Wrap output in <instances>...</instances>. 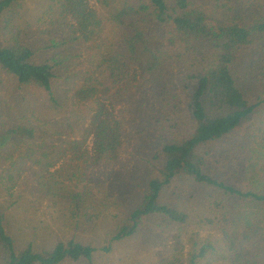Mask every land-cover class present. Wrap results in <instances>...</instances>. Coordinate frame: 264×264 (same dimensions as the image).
<instances>
[{
    "label": "trees",
    "instance_id": "1",
    "mask_svg": "<svg viewBox=\"0 0 264 264\" xmlns=\"http://www.w3.org/2000/svg\"><path fill=\"white\" fill-rule=\"evenodd\" d=\"M21 1L0 0V129L12 121L0 134L1 194L18 178L37 182L18 194L19 211L21 201L0 200V264H93L96 248L78 235L34 241L20 212L43 194L69 202L78 228L80 192L61 191L63 182L103 184L121 172L127 138L112 92L169 68L139 90L148 115L141 179L107 243L145 229L174 246L159 264H200L221 245L230 264H264L261 222L241 209L264 210V127L253 120L264 99L241 78L256 53L264 80V0H55L50 31ZM70 44L88 50L84 62L56 53ZM241 130L233 158L224 146ZM25 189L20 182L16 193ZM190 224L198 231L183 257Z\"/></svg>",
    "mask_w": 264,
    "mask_h": 264
},
{
    "label": "rangeland",
    "instance_id": "2",
    "mask_svg": "<svg viewBox=\"0 0 264 264\" xmlns=\"http://www.w3.org/2000/svg\"><path fill=\"white\" fill-rule=\"evenodd\" d=\"M20 3L23 5L22 11L27 7L35 8L39 18H41L39 24L42 29L50 31L59 24L58 18L55 15L57 8L55 0H23ZM32 3L33 5H31ZM44 5H52L53 7L50 10L48 8L42 9ZM56 32H58V29H56ZM51 36L54 35L51 34ZM63 38L61 36L60 39L57 37L55 40L61 41ZM56 53H65L71 57V60L68 62L70 66H76L84 62L88 56V50L85 47L71 44L56 49ZM256 58L257 54L255 53L253 60L247 61L246 67H243V71L241 72V78L244 85L251 92L259 94L264 99V80L260 76V65L259 62H255ZM170 72L171 69L169 68L161 71V74L162 76L168 75ZM161 74L153 73L152 75L143 77L135 85L116 88L112 92V96L117 100L118 106H120L127 138L121 150V162L119 167H116V170L120 168L121 172L115 171L114 175H111L110 178H100L105 180L103 184L94 185V182L89 183L87 178L83 181L73 180L63 182L62 185L67 191H61L80 192L82 206L81 211H78L81 215L79 217L80 225L78 228L72 226L76 221L72 218V208L69 202L66 204L65 202L61 203L55 198H44L43 194L29 195L32 198V203L28 207L25 206L27 207L26 212H20L18 220H22L25 216V220L21 222L28 229L27 232L31 233L34 241L40 242L56 234L60 236L65 235V237L72 234L78 235L81 241L89 243L96 248L93 264H159L160 260H170L171 256L175 254L174 246L171 245L172 243L161 242L160 239L152 237L145 229H142L131 238L113 240L107 243L111 239L117 221L126 210L129 192L141 179L138 178L142 171L139 166L140 160L144 157L145 140L143 137L147 132V129L144 130L143 121L144 117L147 119L148 115L147 110L143 109L140 104V110L137 109V100L143 99L139 94V90L144 88L146 90L151 85L156 84ZM0 100H3L2 104H4V98ZM253 120L254 124L264 127V104L253 116ZM2 121L4 122V127L0 129V134L5 132L9 126L8 123H12V121L9 122L6 118H3ZM244 133L245 130H241L238 134H234L229 138L230 145L226 143L224 146L227 148L228 153L232 154L233 158L237 154V144ZM0 155L2 156L1 161H3V158L7 154L0 151ZM238 160L242 161L240 158ZM1 161L0 164L2 163ZM7 165L8 162H5L2 168ZM232 168L238 169L234 166ZM56 179L60 182L63 181V178ZM7 180L8 178H0V200H11V203L13 201H21L18 194H28L31 186L37 182L35 178H18L14 189L10 190L9 194L4 195V193L1 194V185L7 182ZM40 181L42 183L46 180L45 178H40ZM20 182L26 183V189L23 192L16 193ZM21 203L14 204L12 207L19 211L25 205L23 201ZM245 208L254 219L261 222L264 235V210H258L252 208L249 204H243L241 206L242 211H246ZM95 214H97V217H95ZM185 229L183 232L184 245H182L184 248L183 257H186L187 253L188 245L186 241L188 236L198 231H195L192 224L185 227ZM215 239L217 244L220 243L221 245L219 236L216 234ZM105 246H109L108 250L105 249ZM227 255L221 245L217 253L209 255L200 264H230V259Z\"/></svg>",
    "mask_w": 264,
    "mask_h": 264
}]
</instances>
